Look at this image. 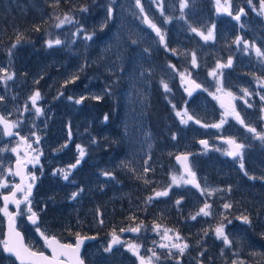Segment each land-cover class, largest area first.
I'll use <instances>...</instances> for the list:
<instances>
[{
    "label": "rangeland",
    "instance_id": "1",
    "mask_svg": "<svg viewBox=\"0 0 264 264\" xmlns=\"http://www.w3.org/2000/svg\"><path fill=\"white\" fill-rule=\"evenodd\" d=\"M139 1L140 9L137 8V0H92L81 8L87 11L73 8L62 13L52 10L47 16V19L54 16L49 18L50 27L41 34L39 40L36 61L41 67L38 68V75L26 71V68L30 67L25 65L24 75L16 68L12 69L11 64L16 59L0 44V97H3L0 100V114L11 124L17 125L13 127L14 130L27 139L28 148L34 153L25 190L31 185L32 196L28 199L32 210L39 216L43 214L42 221L32 226L26 221V216L29 215L27 205L21 203L19 211L23 214L16 219L18 228L23 232L29 247L35 250L40 246L42 238L36 231L37 227L45 235L55 232L48 226L50 215H54L53 221H58V226H63V233H68L71 228L78 226L98 229L96 233L101 235L103 232V240L89 247L88 254L92 264H134L133 252L128 248L130 244L137 245L138 252H148L151 257L153 251L157 255H171L175 264L182 255L197 259L211 250L214 253L208 257L210 260L229 259L231 263L236 261L237 264L240 261H243V264H264V234L260 238L254 236L255 226L252 221L250 229L247 226V233L244 225H238L235 230L228 232L230 245L226 244L223 238H217L215 228L221 226L217 222L212 224L213 232L208 233L215 241L199 239L195 243L194 251H184L183 254L172 247L173 244L183 246L186 243L184 237L177 239L179 229L182 226L191 228L192 224L186 220L202 208L201 196L193 191L189 180L174 162V157L192 148L193 142L198 138L196 129L188 125L190 120L183 113V98L180 97V83L184 75L182 69L184 66L191 68L194 53L195 61L200 66L206 68L207 65L213 64L216 74H220L218 66L227 64L230 58L237 59L245 68L247 58H263L262 54L257 56L254 53L253 47L259 44L258 42L251 43L247 49V29L251 31V36L256 37L255 28L264 26L260 19L259 0H219V3L218 0H187L188 6L184 8L180 7L183 0ZM216 6L220 7L222 14L215 11ZM241 10L245 15L236 20L235 17ZM145 17H149L161 30V35L166 38L165 46L160 44V35H157L152 27L145 26ZM237 27L246 29L233 30ZM193 28L197 31L193 32ZM210 30L213 38L205 40L200 33L207 35ZM184 33H195L190 34L188 39L199 36V41L207 48L199 46L187 50L182 44ZM263 36L264 34L260 35ZM57 39L61 41L59 45L48 46L49 40ZM238 39L239 44L236 43ZM259 48L260 53H264V45ZM206 52L214 55V63L202 58V54ZM188 55L192 59H189ZM212 73L210 70L209 74L213 75ZM12 74L13 78L7 79V76ZM153 84L156 85L158 94L151 96L153 90L149 89ZM164 84H167L168 90H165ZM36 92H39L40 96L33 104L31 97ZM106 97L108 108L102 115L100 101ZM156 97L161 98L167 106V114L162 115L166 130L171 135L163 153L167 161L159 166L162 173L154 181L155 184H161L160 188L154 189L146 197L136 199L134 193L138 188L142 187L143 183L150 182L145 170L147 165L149 168L150 161L149 164L146 163L145 169L139 170L142 173V183L131 191L121 178L118 162L112 161L116 156L110 153L108 145V150L106 149L104 140H115L118 134L116 131L120 128L121 134L139 127L149 129L150 126L145 125L138 124L135 128L133 126L142 120L138 113L139 106L145 107L148 98L149 102L152 100L154 104ZM78 100L81 102L77 103ZM97 102L100 106L94 107ZM119 108L122 109L120 118L117 117ZM95 109L100 110L99 117L89 115V110ZM178 112L181 115H177ZM187 112L199 118L207 117V111L196 110L193 106L188 107ZM183 117L187 121L184 128ZM115 122H122L123 127ZM136 134L143 153L140 152L137 141L133 143L128 156L140 158L143 162L139 165L144 167V161L150 158L147 153L150 146L145 137L142 139L141 133L139 138L137 130ZM67 145L70 147H66ZM102 147L106 162L101 163L94 159L90 164V172L84 173L83 164L86 158H100ZM21 148L22 143L17 139H7L0 127V184L3 182L7 185L0 187V241H4V225L7 219L1 197L16 185L13 164L23 159ZM117 148L118 146L115 149ZM12 149L16 151L13 152ZM193 152L198 153L195 150ZM62 154L71 158L63 160L60 158ZM125 157L127 158L126 155ZM202 159L193 158L192 166L196 169ZM204 159L207 169L223 172L227 168H234L247 172L253 182L262 180L260 187L264 189V176L257 179L251 175L244 165L243 158L234 162L225 158ZM115 172H119L120 176ZM65 174L67 179L64 178ZM218 187L219 184L210 181L205 186L204 194ZM230 188L235 189L237 201L246 198L253 201L257 212L261 211L263 215L259 222L264 224L262 193L251 189L247 192V188L241 186ZM165 191L168 194L155 201L156 205L149 199L150 195ZM24 195L25 193L20 195L21 201ZM187 198H190V201H187ZM8 211L10 212L9 209ZM208 211L211 212L208 216L212 217L214 211ZM126 212L132 213V218L136 213L141 214L138 215L140 218L125 227H139L141 235L127 236V242L122 248L105 252L104 249L112 241L113 234L124 229H108V221L117 217L121 219V215ZM165 218H175L176 223L171 224ZM178 218L184 223H180ZM204 228H210V224L192 230L186 234V239L188 240L190 235H200ZM224 229L227 227L224 226ZM74 239L75 237H63V241L69 243H73ZM162 244L168 247H160ZM197 248L198 252L195 254ZM0 264H16L13 259L5 256L2 246Z\"/></svg>",
    "mask_w": 264,
    "mask_h": 264
},
{
    "label": "flooded vegetation",
    "instance_id": "2",
    "mask_svg": "<svg viewBox=\"0 0 264 264\" xmlns=\"http://www.w3.org/2000/svg\"><path fill=\"white\" fill-rule=\"evenodd\" d=\"M260 1L261 0H259L258 3ZM238 15L241 19L245 15V12H240ZM247 16L251 17L249 14H247ZM260 19L264 25V16L262 10ZM237 29L243 30L246 28H233L235 31ZM255 30L257 36L253 37L251 36V31L247 29V49H249L251 43L258 42L259 44H255L253 48L254 53L259 56L260 54H258L256 50L260 49L259 47L264 45V36L260 37V35L264 34V26L262 28H255ZM190 34L193 35L195 33L183 34L182 44L187 50H189L191 47L196 49L199 48V46L207 48L205 44L199 41V36H192V38L188 39ZM262 56L263 58L260 59L247 58L246 68L245 66L241 65L237 59L230 58L232 61L231 66H227V64L222 63L221 65H224V67H220V74H216L215 76L209 74L210 70L213 73L215 72L213 64L207 65L206 68H203L196 61L195 64H192L190 69L186 66H184L182 69L184 75L182 76L180 83V97L183 98L182 108L185 110L183 113H186L187 116L192 117L188 125H190L191 128L196 129V136H198V138L195 142H193L192 148L180 153L182 155H186L187 157L190 174L184 172L181 166L175 160L174 162L180 168L182 174L189 180V185L193 191L201 196L200 205L202 208H204L207 204L210 205L209 209L214 211L212 217L205 216L202 213L197 215L198 212L190 215L186 222L192 224L191 228L182 226L179 229V237H184L186 244L188 245L185 251H194L195 243L199 239H204V241H215L212 239V236L208 235V233L213 232L212 224L217 222H219L220 225L227 227V229H224L226 235H228L230 230H235L238 225H244L247 233V226L249 227L248 229H250V224L246 223L241 216L247 217L248 220L252 221L253 225L255 226V237L260 238L264 234V224L259 222V219L263 217L262 212H257L258 209L252 200H248L246 198L237 201L235 199V189L230 188V186H241L246 187L247 192L251 190H255L258 193L261 192V200H264V189L260 187L262 180L253 182L251 177L247 175V172L235 170L234 168H227L223 172H215L212 169L206 168L204 159L209 158L210 160H213L214 158H225L229 162H234L239 158H243L244 165L246 169H249L251 175H254L257 179L264 176V140L260 139L257 135H264V99H261L264 97V55ZM188 57L189 59H192L191 56L188 55ZM202 58L211 61V63L215 62L214 55L209 52L203 53ZM189 82L196 83L194 89H190L188 87L187 84ZM197 85H199V87H197ZM156 94H158V91L151 92V96ZM106 99L107 97L100 101L102 115L105 114L104 111L106 109L107 103ZM150 103L152 104V100H150ZM192 106L196 110L202 109L207 111V117L199 118L198 116L189 114L187 112L188 107ZM236 113H238L240 119L244 121L243 124H241L239 120L235 118ZM182 121H185L184 117ZM196 121H199V123ZM221 121H223V123H221ZM115 123H113V125ZM117 124H119L120 127H123L122 122ZM184 124L185 123L183 122V128ZM218 124L221 126L218 128L213 127V125ZM137 125L138 123L134 124L133 128H135ZM250 128H253L256 131L250 132ZM216 137L217 139H215ZM105 140L104 144L108 150ZM230 140L235 141L236 144L244 145V148L236 149L233 144L228 143ZM202 141H205L206 144L201 143ZM216 141L218 143H216ZM66 147L70 146L67 145ZM193 150L198 151V153L193 152ZM229 152H236L237 155H228ZM103 156L104 154L102 147L100 152V160L97 161H100L101 163L106 162V158H103ZM60 158L65 160L71 157L67 156V154H62ZM193 158H203L196 169L192 166ZM86 159V162L83 164V171L84 173H89L90 164L92 160H96V158ZM30 165L31 163L28 165L27 181L24 185V189H26L25 186L29 182ZM149 168H153V166L149 164ZM191 173H194V176L191 175ZM210 181L216 182L219 184V187L214 191H207L204 194L205 186ZM160 185V183L155 184V189H159ZM197 185H199V187H197ZM153 195H150V197ZM31 196L32 192L28 198ZM161 197L162 196H158L154 201L151 199L150 200L155 203L154 205H156L157 203L155 201L160 200ZM187 201H190V198H187ZM226 204L230 205V207L225 208L224 205ZM9 210L11 212V209ZM240 212L242 213L240 214ZM19 216L20 215H18L16 219ZM37 216L40 223V221H42L43 214H40V216L37 214ZM193 216L196 218L192 219ZM27 217L28 216H26V220ZM117 219L118 218H115L113 220L116 221ZM165 220H167V218H165ZM178 221L180 223H184L181 218H178ZM167 222L174 224L176 223V219H169ZM207 223L210 224V228H204V231L202 230L200 235H190V238H188V240L186 239V234L191 233L192 230L196 229L197 227L204 226ZM130 229L132 228H124L123 231ZM123 231H120L115 235L122 236ZM96 232L97 230H95V234H87L83 236H95L97 240L94 243H100L103 240V232L101 235L100 233ZM52 234L48 236H55L60 240V242L69 243L63 241V237L56 236L54 233ZM140 235L141 231L139 230L135 235L129 233L127 236L138 237ZM127 236L124 237L123 241L118 247L112 249V252L119 250L126 244L127 239L125 238ZM74 242L75 241H73L71 244H74ZM94 243L86 244L81 253V257L86 264H92V260L90 259V254H88V251L90 245ZM110 243H108V245ZM35 251L43 252L47 256H51L49 248L45 245L43 238H41V244ZM197 252L198 248L196 249L195 254ZM211 253H214V251H208L203 257H199L197 259L182 255L178 257L177 264L231 263L229 259H224L222 261L210 260L208 257L211 256ZM158 256V260L155 257L152 258V264H175L174 257L171 255L161 254ZM139 257H144L147 260V258L151 256L148 252H139V256L133 254L132 260L134 264H140ZM61 260L65 263H68V261L64 260V258Z\"/></svg>",
    "mask_w": 264,
    "mask_h": 264
},
{
    "label": "trees",
    "instance_id": "3",
    "mask_svg": "<svg viewBox=\"0 0 264 264\" xmlns=\"http://www.w3.org/2000/svg\"><path fill=\"white\" fill-rule=\"evenodd\" d=\"M90 1L92 0H44V2L43 0H0V44L6 48V51L7 49L8 51L11 50L12 55H14L16 59V61H13L11 64V68H16L24 75L23 65L29 66L30 68H26V71H31L38 75V68L39 66L41 67V64L36 61V55L40 45V36L46 29H49V18L54 17L49 16L47 19V16L52 10L62 13L73 8L79 10L87 6ZM51 6H53V8H51ZM18 37H20L19 43H17ZM13 44H16L15 48L12 47ZM155 86L156 85L153 84V87L149 90L158 91ZM97 106H100V103L97 102L94 105V107ZM142 106L143 105L138 108V113L142 119L138 124L145 125V127L150 126L147 130L141 127L136 128L139 138L141 133L142 139L145 137L150 146V149L147 151L150 158L144 161V167L139 165V163L143 162L140 158H130L128 156V153L132 150L133 143L138 141L140 149L136 130L121 134L120 128V130H115L118 132L115 136V140L108 139L106 142L111 150L110 153L113 154L114 157L116 156L112 158V161L118 162L121 178L124 180L126 187L131 191L138 188L142 183L140 182L142 173H140L139 170L145 169V165L146 163L149 164V161L152 166L155 165V168H148V165L146 166L145 170H147V178L150 179V182L146 184L143 183L142 187L138 188L134 193L136 199L146 197L155 189L154 181L161 176L162 172H160L159 166L165 164L167 161L163 153L166 151L168 141L171 139V135L168 134L169 131H167L165 127V120L162 119V115L167 114V106L162 102V99L156 97L155 103L151 104L148 98L147 105L145 107ZM107 108L108 104H106V109ZM117 112H119L118 117L120 118L122 109H118ZM89 115L99 117V115H101L100 110H89ZM110 115L112 116V114ZM173 132L175 131L173 130ZM117 146L118 148L115 149ZM140 152L143 153V150L140 149ZM96 160H100V158H96ZM115 174L120 176L119 172H115ZM123 210L126 211V208L123 207ZM138 215L141 214L136 213L132 218V213H123L121 219L117 217L118 219L116 221L113 219L108 221L107 228H125L136 221L137 218H140ZM116 216L118 215L116 214ZM54 218V215L48 216L50 220L48 226L55 230V232L52 231V233L56 236L72 239L77 236L76 233H80L81 235L95 234L94 228L88 226L74 227L71 228L68 233H63L61 230L63 226H58L57 222H53ZM72 225L73 224H71V226Z\"/></svg>",
    "mask_w": 264,
    "mask_h": 264
},
{
    "label": "snow or ice",
    "instance_id": "4",
    "mask_svg": "<svg viewBox=\"0 0 264 264\" xmlns=\"http://www.w3.org/2000/svg\"><path fill=\"white\" fill-rule=\"evenodd\" d=\"M218 3H219V0H218ZM137 4H139V0H137ZM187 6H188L187 5V0H183V2L181 3L180 7L184 8V7H187ZM261 6L264 7V0H261ZM81 10L82 11H87V9H81ZM225 11H227V8H225ZM109 12H111V9L109 10ZM241 12H243V10H241ZM229 15H231L230 12H229ZM235 19L239 20L240 16L237 15L235 17ZM67 20H68V17L66 16L65 17V21H67ZM63 22L64 21H61V23H63ZM148 23L156 31L157 35H160V39H161V41H163L164 37H163V35H161V30L155 24H152L151 21H148ZM192 31L196 32L197 29L193 28ZM200 35H202L205 40L213 38V34H212L211 30L208 32L207 35H204L203 33H200ZM88 38L91 39V37H88ZM19 39H20V37L17 38V43H19ZM239 42L240 41L238 39L236 41V43L239 44ZM47 43H48L49 47H52L53 44L59 45L61 43V41L59 39H57L55 41L49 40ZM12 47L15 48L16 44H13ZM256 51H257L258 54L264 55V53H260V49H257ZM9 55H11V50L9 51ZM192 62H193V64L196 63L194 54H193V61ZM231 64H232V61H231V59H229L228 62H227V66H231ZM218 67H224V65H220ZM13 75L14 74L8 75L7 79H12ZM213 75L215 76L216 73L214 72ZM197 87H199V85H197ZM164 88H165V90H168L167 84H164ZM39 96H40V93L36 92L34 94V96L31 97L33 104H35V102L39 98ZM2 99H3V97H0V100H2ZM261 99H264V97H262ZM80 102L81 101H79V100L77 101V103H80ZM37 111H39V109H37ZM177 115H181V114L178 112ZM235 118L237 120H239V122L241 124L244 123V121L242 119H240L238 113L235 114ZM105 119H107V117H105ZM188 119L190 120V119H192V117L188 116ZM183 122L187 123L186 120L183 121ZM196 122L199 123V121H196ZM221 123H223V121H221ZM0 124L4 125V129H5V131L7 132V134L9 136H11L13 134L11 129L13 127L17 126V125H14V124H10L2 116H0ZM220 126L221 125H219V124L218 125H213V127H217V128L220 127ZM249 131L250 132H255L256 130L253 129V128H250ZM257 135L259 136L260 139L264 140V135H260V134H257ZM201 143H205L206 144L205 141H202ZM228 143L233 144L236 149H243L244 148V145L236 144L235 141H231L230 140V141H228ZM11 151L15 152L16 149H12ZM83 155H84V152L81 149V156H83ZM228 155H237V153L236 152H229ZM77 163H79V161H77ZM73 167H75V165H73ZM14 174L15 175H19L20 173L17 172V173H14ZM105 175H107V173H105ZM191 175L194 176V173H191ZM64 178L67 179V174H65ZM33 179H34V177H33ZM173 180L175 181V177L173 178ZM0 187H7V185L6 184H0ZM197 187H199V185H197ZM17 191H24L25 192L23 201L16 199V192ZM30 194H31V185H29L27 187V190H25L24 188H21L20 185H16V191H13L11 193V196H7V195L3 196V200H4L3 212L9 218L8 239H6L4 241H0V246H2L3 251L8 253L9 256L15 257V259L18 260L20 262V264H63V261L60 260L61 256H67L70 259H73L74 260V264H84L83 259L80 258L79 251H80L81 245L83 244V240L85 238H79L78 234H77L78 238H77V241H76L75 245H73L71 243L64 244V243H61L59 240H57L55 236L49 237L48 235H45V233L41 232L40 228L37 227L36 231L43 238L45 245L48 248L52 249L51 258L46 256V255H44L43 252L32 251L29 247H27L23 243V237L21 236V234L15 228V215H22L23 214V213H21L19 211L20 204L21 203H26V205H27V213L29 214L28 215V219L31 220L33 224L37 223V218H36L37 214L32 210L31 202L28 199ZM167 194L168 193L166 191L165 192H157L156 196H162V195L166 196ZM75 195L76 194L73 195V198H75ZM149 199H152V198L150 197ZM9 202H12V203H14L16 205L17 212H16L15 215L13 213L9 212L8 209H7V205H8ZM177 203H179V201H177ZM224 207L228 208V207H230V205L226 204V205H224ZM209 208H210V205L206 204L204 208L200 209V211L197 213V215H199L201 213L203 215H205V216L211 215V212L208 211ZM195 218H196L195 216L192 217V219H195ZM242 219L246 223H249V224L251 223V221L248 220L247 217H243ZM101 223H102V221H101ZM229 223H230V221H229ZM139 230H140L139 227L130 229V231H134V232H138ZM121 231H123V229ZM215 234H216L217 238H223V240H224V242L226 244H228V245L231 244V241L228 239L227 235L224 232V226L223 225L218 226V227L215 228ZM177 239H179V235L178 234H177ZM119 243H120V239L114 233L111 243L108 245V247H106L104 249V251L105 252H111L113 245L119 244ZM160 247L166 248L168 246L162 244V245H160ZM172 247L177 248L179 250V252L181 254H183V252L188 247V245L186 243L183 246H181L180 244H173ZM128 248H129L130 251L133 252L134 255L139 256V252L137 251V248H138L137 245H131L130 244L128 246ZM201 255H202V253H201ZM153 257H155L157 260L159 259V256L156 254L155 251L152 252V257H148L147 260L144 257H139L140 264H152V258ZM233 264H237V262L233 261ZM239 264H243V261H240Z\"/></svg>",
    "mask_w": 264,
    "mask_h": 264
},
{
    "label": "water",
    "instance_id": "5",
    "mask_svg": "<svg viewBox=\"0 0 264 264\" xmlns=\"http://www.w3.org/2000/svg\"><path fill=\"white\" fill-rule=\"evenodd\" d=\"M136 4H137V3H136ZM140 4H141V2L139 1V4H137V8H138V9L141 8ZM259 5H260V8H261V10H262V12H263V16H264V7L261 6V1L259 2ZM215 11H217L219 14L222 13V11H221V9H220L219 6H216V7H215ZM148 21H151V19H150L149 17H145V18L143 19V22H144L145 26H147V27L150 28L151 26L149 25ZM151 23L153 24L152 21H151ZM163 37H164V36H163ZM159 41H160L161 46H165V43H166L165 37H164V40L161 41L160 36H159ZM187 85H188V87H189L190 89H194L196 83H195V82H189ZM195 90H196V89H195ZM0 116L4 117L2 114H0ZM4 118H5V117H4ZM5 119H6V118H5ZM6 120L11 124V122H10L8 119H6ZM0 127L2 128L3 133H4V135H5V137H6L7 139H17V140H19V141L22 143L21 152H22V154H23V156H24V159H23V160H19V161L14 162V164H13V175H14V178L17 180V184H16V185H20L21 188H24V185H25V183H26V181H27L28 165L31 163V160H32V157H33V152H31V151L28 149L27 139H26L25 137H23L19 132L15 131L14 128L11 129V131H12L13 134H12L11 136H9V135L7 134V132L5 131V129H4V125H3V124H0ZM17 133H18V134H17ZM185 158H186V159H185ZM175 160L180 164V166H181V168H182V170H183L184 172L190 174V170H189V167H188V161H187V157H186V155H182V154H180V155L176 156ZM17 172H19L20 174H19V175H15L14 173H17ZM2 184H3V183H2ZM16 185H15V187H14L10 192L5 193V194L2 195V197H1V201H2L3 206H4L3 196H5V195H7V196H11V193H12L13 191H16ZM23 192H24V191H17V192H16V199H17V200H19L18 197H19V195H20L21 193H23ZM29 196H30V195H29ZM157 197H158V196H156V194H155V195H153V196L151 197V198H152L151 200L154 201L155 199H157ZM7 208H11V209L13 210L12 213H13L14 215L16 214V212H17V208H16V205H15L14 203L9 202L8 205H7ZM16 217H17V215H15V219H16ZM36 218H37V223H36V224H38V222H39V218H38V216H37ZM27 221H28V223L31 224V225H36V224H33L32 221L28 219V217H27ZM15 228H16V230L21 234V236L23 237V243H24L27 247H29V246L27 245L26 241H25V237H24L22 231L18 229V226H17L16 221H15ZM8 233H9V218L7 217V219H6V221H5V225H4V240L8 239ZM128 233H131V234H133V235L136 234V232H134V231H128V230H125V231H123L122 235L125 236V235H127ZM118 237H119V239H120V243H119V244H115V245H113L112 249L118 247V246L121 244V242L123 241V238H121L120 236H118ZM77 238H78V237H77ZM77 238L75 239V243H76V241H77ZM79 238H85V239L83 240V244L81 245V247H80V251H79L80 258H81V253H82V251H83L84 246H85L86 244H89V243L95 241L97 238H95V237H90V236H79ZM56 239L59 240L57 237H56ZM61 243H62V242H61ZM64 244H66V243H64ZM73 245H75V244H73ZM30 249H31V248H30ZM31 250H32V249H31ZM32 251H34V250H32ZM49 251H50V253H51V255H52V249H51V248H49ZM5 255H6L7 257H10V258L14 259L15 262H16L17 264H20V262H19L18 260H16L15 257H11V256H9V254L6 253V252H5ZM44 255H46V254H44ZM46 256H47V255H46ZM48 257H50V256H48ZM50 258H51V257H50ZM62 258H64L65 260L68 261V263H65V262L63 261V264H74V260H73V259H70V258L67 257V256H61V257H60V260H61ZM61 261H62V260H61ZM84 264H85V262H84Z\"/></svg>",
    "mask_w": 264,
    "mask_h": 264
}]
</instances>
